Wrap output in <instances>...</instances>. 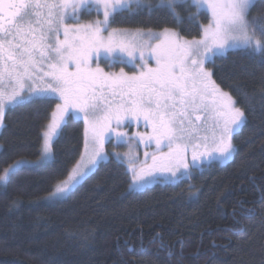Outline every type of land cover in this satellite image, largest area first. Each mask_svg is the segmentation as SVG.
<instances>
[{
  "label": "snow or ice",
  "instance_id": "obj_1",
  "mask_svg": "<svg viewBox=\"0 0 264 264\" xmlns=\"http://www.w3.org/2000/svg\"><path fill=\"white\" fill-rule=\"evenodd\" d=\"M256 5L257 0H0V127L16 106L60 101L43 133L40 160L21 159L4 168L0 185L7 186L18 170L52 159L53 140L69 114L85 125L87 160L48 199L64 197L105 161L104 142L112 136L129 143L125 155L134 191L231 160L233 135L246 115L206 63L236 51L264 65V15H251ZM93 12L102 19L81 22ZM145 13H163L177 27L195 25L200 38L186 39L168 27H112L118 18ZM201 15L207 24H199ZM101 62L130 63L137 71L106 72ZM237 92L254 108L255 97ZM141 122L145 131L132 137L121 130ZM133 144L155 145V151H145L137 165Z\"/></svg>",
  "mask_w": 264,
  "mask_h": 264
},
{
  "label": "trees",
  "instance_id": "obj_2",
  "mask_svg": "<svg viewBox=\"0 0 264 264\" xmlns=\"http://www.w3.org/2000/svg\"><path fill=\"white\" fill-rule=\"evenodd\" d=\"M251 15H264V0ZM208 22L199 17L200 25ZM112 27L201 35L199 27H177L163 13L118 18ZM207 67L246 115L233 135L231 160L193 169L191 178L176 184L133 192L125 165L107 158L66 198L48 202L84 148L83 120L69 115L52 144V159L18 170L0 187V264H264V65L230 51ZM237 88L255 97L254 108ZM56 103L6 111L0 172L17 160L39 158Z\"/></svg>",
  "mask_w": 264,
  "mask_h": 264
},
{
  "label": "rangeland",
  "instance_id": "obj_3",
  "mask_svg": "<svg viewBox=\"0 0 264 264\" xmlns=\"http://www.w3.org/2000/svg\"><path fill=\"white\" fill-rule=\"evenodd\" d=\"M88 15V14H87ZM91 16H95V19L96 18H101L102 19V15L100 16V17H97L96 16V14H95V12H93L92 14H90ZM89 21V20H88ZM83 22H87V21H82V23ZM129 30H133V29H129ZM145 31H147V30H145ZM152 31H154V30H152ZM158 31H161V30H158ZM200 38V37H199ZM199 38H197V39H199ZM95 66V65H94ZM100 66L102 67V68H104L105 69V71L106 72H115V73H118L120 70H121V68H123V70L126 72V73H128L129 75H131L133 72H135V71H137V69L135 68V67H133V65L132 64H130V63H114L112 66H109V64L108 63H106V62H101L100 63ZM153 66H154V64H153ZM206 67H207V63H206ZM208 68V67H207ZM209 69V68H208ZM210 70V69H209ZM211 71V70H210ZM57 100V103H59L60 101L58 100V99H56ZM56 103V104H57ZM55 107H56V105H55ZM55 110V108L53 109V111ZM52 111V112H53ZM69 115H72V114H69ZM69 115H66L65 116V118H64V122H63V124L65 123V121L67 120V118H68V116ZM75 116V115H74ZM50 121H51V116H50V119H49V121L47 122V124L48 123H50ZM47 124L45 125V127H44V129H43V131H42V138L44 139V137H43V133L47 130ZM62 124V125H63ZM62 127V126H61ZM1 129H2V127H0V132H1ZM61 129V128H60ZM60 129L58 130V134H59V131H60ZM122 131H125L127 134H128V136L129 137H132V136H134V134L135 133H137V132H144L145 131V128H144V125H143V122H141V124L139 125V126H137L136 124H132L130 127H125V128H122L121 129ZM58 136V135H57ZM56 136V137H57ZM56 137L54 138V140L56 139ZM54 140H53V142H54ZM42 145H43V142H42ZM41 150H42V148H41ZM145 151H147V152H149L150 154L152 153V152H154L155 151V145H153L152 147H150V148H145V146L143 145V144H139V145H136V144H133L132 145V160L137 164V165H139L141 162H143L144 160H145V157H144V152ZM165 151H166V149H165ZM104 152H105V154L107 155V158H113V159H115L116 161H119V162H122L124 165H125V167H126V170H127V172L129 173V175H130V179L132 178V172L129 170V157L128 156H126L125 154L126 153H129V143L127 142V141H125V142H121V141H119V140H117V138L115 137V136H112V137H110V138H108V139H106L105 140V142H104ZM117 155L119 156V159L117 158ZM82 156L84 157V161H82L81 160V158H82ZM188 159L189 160H191V150H189V154H188ZM26 160V159H25ZM38 160H40V156H39V158L38 159H36V160H29V161H38ZM51 160V159H50ZM50 160H47V161H43V162H41V163H39V164H35V165H33V166H38V165H40V164H43V163H46V162H49ZM86 160H87V154H86V152H85V135H84V148H83V151H82V154H81V156H80V158H79V160L77 161V163L75 164V166L70 170V172H69V174H68V176L64 179V180H62V181H60V182H58L57 184H60L61 182H63V181H66V180H68L69 179V177H70V175H71V173H72V170L75 168V167H77V165H78V163H84V162H86ZM100 162H102V161H100ZM99 162V163H100ZM214 162H216V163H219V164H225L226 162H220V161H214ZM228 162V161H227ZM15 163V162H14ZM13 163V164H14ZM99 163L97 164V166L99 165ZM148 163H151V159L149 158L148 159ZM12 165V164H11ZM33 166H31V167H33ZM96 166V167H97ZM96 167H95V169H96ZM94 169V170H95ZM93 170V171H94ZM193 170V169H192ZM192 170H191V174H192ZM200 170V169H199ZM92 171V172H93ZM91 172V173H92ZM90 173V174H91ZM89 174V175H90ZM85 179V178H84ZM83 179V180H84ZM185 179V178H184ZM82 180V181H83ZM81 181V182H82ZM180 180H169V181H167V182H165V183H162V184H176L177 182H179ZM80 182V183H81ZM79 183V184H80ZM56 184V185H57ZM78 184V185H79ZM156 183H153V184H150V185H148L146 188H149V187H152L153 185H155ZM78 185H75L73 188H72V190L70 191V192H72ZM2 186H4V185H0V187H2ZM56 187V186H55ZM55 187H54V189H53V191L55 190ZM145 188V189H146ZM130 189V188H129ZM145 189H143V190H145ZM131 191H133V192H140V191H134V190H132V189H130ZM142 190V191H143ZM52 191V192H53ZM51 192V193H52ZM70 192H68L64 197H62V198H52V199H48L49 198V196H50V194L48 195V196H46L45 197V200L46 201H48V202H51V201H55V200H61V199H64V198H66L69 194H70Z\"/></svg>",
  "mask_w": 264,
  "mask_h": 264
},
{
  "label": "flooded vegetation",
  "instance_id": "obj_4",
  "mask_svg": "<svg viewBox=\"0 0 264 264\" xmlns=\"http://www.w3.org/2000/svg\"><path fill=\"white\" fill-rule=\"evenodd\" d=\"M87 16H88L87 14L82 15L81 18H80V19H81V22H82V21H85L84 19H85Z\"/></svg>",
  "mask_w": 264,
  "mask_h": 264
}]
</instances>
